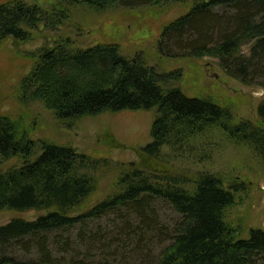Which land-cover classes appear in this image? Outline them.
<instances>
[{"label": "trees", "instance_id": "1", "mask_svg": "<svg viewBox=\"0 0 264 264\" xmlns=\"http://www.w3.org/2000/svg\"><path fill=\"white\" fill-rule=\"evenodd\" d=\"M177 5L186 11L162 27L158 57H210L225 75L264 89V0H55L51 10L21 0L0 3V45L10 39L16 53L33 62L19 82L21 105L39 103L65 128L105 112H153L151 141L139 148L143 160L151 163L126 169L106 157L35 140V122L24 127L0 115V164L20 160L19 166L0 170V212H44L33 220L16 217L0 225V264H78L58 255L68 252V234L111 214L124 224L115 226L125 236L120 244L131 241L135 254L142 251L146 236L167 235L168 245L149 264H264V230L250 228L240 238L241 228L226 220L247 184H226L206 171L175 173L163 161L165 148L169 156L182 157L198 139L216 133L246 147L264 170V99L257 105L256 120H237L217 99L187 96L176 85L182 70H159L148 64L142 50L126 55L117 44L81 47L67 36L20 49L39 29H55L80 10L103 15L147 8L162 13ZM115 165L121 171L114 191L80 212L96 193L101 172ZM158 202L177 216L170 231L159 229ZM61 233H66L64 241ZM78 236L82 238L81 229ZM16 248L36 256L18 260L11 255Z\"/></svg>", "mask_w": 264, "mask_h": 264}, {"label": "rangeland", "instance_id": "2", "mask_svg": "<svg viewBox=\"0 0 264 264\" xmlns=\"http://www.w3.org/2000/svg\"><path fill=\"white\" fill-rule=\"evenodd\" d=\"M12 0H0V3ZM51 10L55 0H21ZM184 6H174L162 13H154L147 8L121 11H107L103 15L87 14L77 11L70 19H63L55 29H39L34 39L20 47L21 51L32 50L49 43L54 36H67L78 46L94 44L121 45L126 55L142 50L148 64L159 70H182V79L176 83L187 96H209L228 105L234 118L256 120L257 105L264 99V89L248 86L225 75L215 59L210 57L163 59L156 54L158 39L162 27L183 14ZM40 34V35H39ZM41 36V37H40ZM247 53V48H244ZM32 59L16 53L10 39L0 45V115L22 123L24 127L36 123L31 134L33 139H45L61 146H68L79 152L91 153L122 163L123 168H142L151 160H143L139 148L151 141L150 126L153 112L145 110L102 113L94 117H84L70 128H65L51 116L39 103L27 106L18 100V87L21 78L32 67ZM199 143L186 148L182 157L169 156L164 149L163 159L175 173L192 175L197 171L217 174L226 184L230 181L245 182L248 190L241 193L236 204L226 213V220L234 228H241L238 237L246 238L250 228L264 230V170L258 158L244 146H234L216 133H209L198 139ZM192 144V142H191ZM169 153V155H168ZM155 164H158L154 162ZM20 160L12 158L0 164V170L19 166ZM162 166L163 162L161 161ZM121 166L99 175L96 193L83 206L80 212L90 209L104 197L114 191L116 177ZM157 222L159 229H168L177 217L165 204L157 203ZM75 213L76 214H79ZM42 211L0 212V225L13 218L21 217L33 220ZM123 228V223L115 215H107L89 220L81 227H75L69 235L68 252L63 254L67 260L78 264H149L157 261L160 252L169 239L162 233L148 235L143 240L142 251L135 254L131 241L129 245L120 244L125 237L115 226ZM161 227V228H160ZM82 230V238L78 230ZM122 234V235H119ZM61 241L66 233L58 235ZM135 243V242H134ZM58 247H53L54 253ZM12 256L18 260L35 258L22 249H14ZM70 263L67 261L66 264ZM74 264V263H73Z\"/></svg>", "mask_w": 264, "mask_h": 264}]
</instances>
